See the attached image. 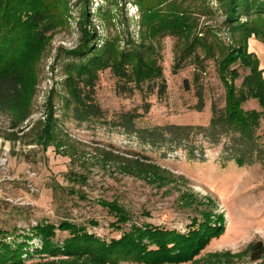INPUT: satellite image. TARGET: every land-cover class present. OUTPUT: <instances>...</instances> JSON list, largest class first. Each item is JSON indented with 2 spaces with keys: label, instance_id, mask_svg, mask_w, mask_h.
Segmentation results:
<instances>
[{
  "label": "rangeland",
  "instance_id": "obj_1",
  "mask_svg": "<svg viewBox=\"0 0 264 264\" xmlns=\"http://www.w3.org/2000/svg\"><path fill=\"white\" fill-rule=\"evenodd\" d=\"M68 2L69 12L65 5L60 8L61 21L47 36L22 87L24 109L33 116L21 129H12L9 118L0 116V232L5 234L0 233V242H24L34 227L64 221L84 226L107 242L121 238L132 224L180 234L218 228L221 235L192 261L179 264H264V258L251 260V247L264 241V165L223 167L226 140L214 145L198 136L195 146H201L206 157L201 163L183 150L143 145L121 127L72 118L63 98L69 76L64 64L66 52L82 44L83 21L78 0ZM209 8L211 14L194 8L193 29L175 36L146 25L132 0H93L86 27L100 36L99 48L106 40L112 48L95 70L97 101L109 122L120 113L138 110L145 114L138 128L209 126L213 107L225 108L230 86L242 90L252 75L264 80V33L242 40L244 36L223 26L217 0H211ZM238 44L245 49V59L225 64V47ZM139 55L160 72L156 80L139 81ZM52 92L58 121L46 132ZM242 108L261 109L255 99ZM259 133L264 140V121ZM136 156H147L159 167L139 166L135 160L141 157ZM112 206L126 209L131 223L120 225L109 210ZM56 232L59 243L70 236ZM30 246L34 252L41 242L34 238ZM24 258L25 264H95L49 255Z\"/></svg>",
  "mask_w": 264,
  "mask_h": 264
},
{
  "label": "trees",
  "instance_id": "obj_2",
  "mask_svg": "<svg viewBox=\"0 0 264 264\" xmlns=\"http://www.w3.org/2000/svg\"><path fill=\"white\" fill-rule=\"evenodd\" d=\"M122 1L126 4L129 0ZM132 1L141 8L147 21L146 25L149 24L157 32L175 36L193 29L190 13H196L194 8H204L208 14L213 11L209 8L211 0ZM217 2L218 10L224 17L223 26L233 34L244 36L242 40L249 35L264 33V0H217ZM68 3V0H0V116L9 118L12 129H21V124L33 116L30 110L24 109L25 97L22 87L31 73L29 69L40 57L47 36L61 21L60 8L65 5L66 12H69ZM78 3L83 21L82 44L79 49L66 52L67 61L64 64L69 76L64 82L66 93L63 98L72 118L79 123L94 120L105 126L121 127L128 134L136 136L143 145L166 148L168 152L183 150L190 159L201 163L206 162V157L205 150L201 146H195L198 136H203L214 145L226 140L223 146V167L229 163H235L239 167L264 165V140L259 133L261 123L264 121V80L257 75L247 77L242 90H235L232 86L228 88L226 106L224 109L213 107L209 126L167 124L138 128L137 121L145 115L138 110L120 113L109 122L106 111L97 101L95 70L101 68L105 59H108L112 48L109 40L99 48L100 36L95 30L86 27L89 26L93 0H78ZM64 18L62 15V21ZM195 40L199 43L197 38ZM225 49L224 63L245 59V49L241 45L226 46ZM139 56L140 63H143V78L142 74L138 73L137 77H140L138 80L141 82L156 80L160 72L142 61L141 55ZM127 77L129 78L127 80L131 81V76H123ZM53 98L54 92L48 102L49 118L45 127L46 132L58 121L55 118L56 106ZM199 98L198 110L202 111L204 104L201 93ZM251 99L259 103L260 110L246 111L242 108V105ZM148 112L147 108L145 113ZM135 161L139 166L159 167L147 156ZM109 210L118 218L120 225L131 223V216L123 207L112 206V210L110 208ZM58 230L70 234L62 243L56 241ZM222 232L218 228H205L180 234L132 224L121 238L107 242L90 233L86 227L69 221H64L59 226L45 223L34 227L32 236H24V242L14 244L0 242V264H25L24 256L32 257L34 254L71 257L95 264H179L192 261ZM0 233L2 236L5 235L2 231ZM34 238L40 240L41 248L31 252L30 242ZM152 245H156V248L153 249ZM263 258L264 241H259L251 247V260L258 262Z\"/></svg>",
  "mask_w": 264,
  "mask_h": 264
}]
</instances>
